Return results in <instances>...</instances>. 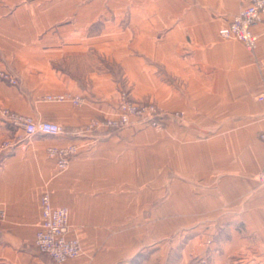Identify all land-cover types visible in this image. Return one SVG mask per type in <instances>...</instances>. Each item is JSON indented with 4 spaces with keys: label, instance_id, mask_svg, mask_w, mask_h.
Segmentation results:
<instances>
[{
    "label": "crops",
    "instance_id": "obj_1",
    "mask_svg": "<svg viewBox=\"0 0 264 264\" xmlns=\"http://www.w3.org/2000/svg\"><path fill=\"white\" fill-rule=\"evenodd\" d=\"M247 0H0V106L63 125L37 135L0 117V264H54L35 246L41 197L70 209L83 254L64 264H264V15L255 51L220 37ZM169 117L78 136L121 90ZM72 92L87 103L48 104ZM80 146L60 173L47 150Z\"/></svg>",
    "mask_w": 264,
    "mask_h": 264
},
{
    "label": "built area",
    "instance_id": "obj_2",
    "mask_svg": "<svg viewBox=\"0 0 264 264\" xmlns=\"http://www.w3.org/2000/svg\"><path fill=\"white\" fill-rule=\"evenodd\" d=\"M264 0H247L239 12L235 14L229 25L219 30L220 37L235 39L248 50L255 51L258 45V35L254 27L263 20ZM0 78L11 85H18L19 81L8 71H0ZM257 100L264 105V81ZM48 104H70L81 108L86 105V99L72 92L51 93L42 98ZM0 117L17 129L24 131L27 140L37 135L66 136L67 130L63 125L32 116L21 114L15 110L0 106ZM169 117L182 119V112L165 113L155 104H138L131 101L126 92L121 94L116 115L105 119H92L77 133L78 136L89 137L98 131L117 132L132 126L153 127L162 131ZM264 139V135L261 136ZM14 147L11 141L5 140L0 144V151H10ZM80 152V146L71 143L65 146H52L47 153L56 162L57 170L63 173L68 170L72 159ZM259 183L264 187V170L258 176ZM6 219V210L0 206V226ZM70 209L55 207L51 196L45 192L41 197V224L36 232L35 246L37 250L47 255L54 264H64L75 260L83 254L81 241L71 237Z\"/></svg>",
    "mask_w": 264,
    "mask_h": 264
},
{
    "label": "rangeland",
    "instance_id": "obj_3",
    "mask_svg": "<svg viewBox=\"0 0 264 264\" xmlns=\"http://www.w3.org/2000/svg\"><path fill=\"white\" fill-rule=\"evenodd\" d=\"M122 92H126V94L128 95V97L130 98V100L131 101H134L132 98H131V96H130V94L126 91V89H123V90H121V93H120V96H119V103L121 102V94H122ZM135 102V101H134ZM135 103H137V102H135ZM138 104H140V103H138ZM149 104V103H148ZM151 104V103H150ZM157 106V105H156ZM82 108V107H81ZM116 115V114H115ZM166 123H167V121H166ZM146 128H148V129H152L153 131H155L156 133H158V134H165V132H166V125H165V127H164V129L162 130V131H158V130H156L155 128H153V127H146Z\"/></svg>",
    "mask_w": 264,
    "mask_h": 264
}]
</instances>
